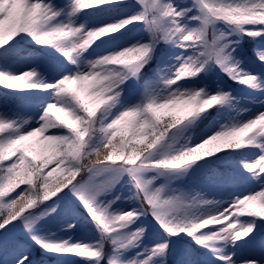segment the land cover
<instances>
[{
	"label": "snow or ice",
	"instance_id": "1",
	"mask_svg": "<svg viewBox=\"0 0 264 264\" xmlns=\"http://www.w3.org/2000/svg\"><path fill=\"white\" fill-rule=\"evenodd\" d=\"M0 90V264H264V0H0Z\"/></svg>",
	"mask_w": 264,
	"mask_h": 264
},
{
	"label": "trees",
	"instance_id": "2",
	"mask_svg": "<svg viewBox=\"0 0 264 264\" xmlns=\"http://www.w3.org/2000/svg\"><path fill=\"white\" fill-rule=\"evenodd\" d=\"M25 44H27V42H25ZM29 47H30V45H29ZM252 47H253V44L251 41L245 42V51L250 50ZM149 72H150V70H149ZM146 73H148V72H146ZM2 91L3 90H0V92H2ZM7 100L10 103L18 104V106H21V107L25 106V107L29 108V107H31L30 104H32L34 102L35 98L26 97V96H22V97L7 96ZM46 203H48V202H46ZM37 211H39V209H37ZM52 258H55V257L50 255V254L44 253L43 250H40L39 248L35 249V254H34L35 264H44V263L45 264H51L53 262Z\"/></svg>",
	"mask_w": 264,
	"mask_h": 264
},
{
	"label": "rangeland",
	"instance_id": "3",
	"mask_svg": "<svg viewBox=\"0 0 264 264\" xmlns=\"http://www.w3.org/2000/svg\"><path fill=\"white\" fill-rule=\"evenodd\" d=\"M210 38H211V34H209V39ZM224 83H225V85H228L229 84V82L226 79H225ZM232 87L236 88L237 86L236 85H232ZM239 90L240 89L237 88V91L238 92H239ZM21 108H23L25 114H28V115H30L32 113V111H34V109L32 107L27 108V107L24 106V107H21ZM185 183L187 184L188 181H185ZM198 187H200V188L203 189V191L207 194L208 198L215 197V198L219 199L223 195L222 193H220L218 191H214L213 188L211 187V185L208 184V183L201 184ZM17 191H19V189ZM50 202H48V203H50ZM14 235H15V238H17V239H21V240H24L25 239V237L23 236V232L21 230H18ZM147 242L150 243L151 241H147ZM34 254H35V252H34ZM133 254L134 253H130V256L133 255ZM3 258H4V254H3L2 251H0V262H2ZM73 259H79V258H73ZM171 259H174V257H170V260ZM52 261L53 262L51 264H57V258L56 257L55 258H52Z\"/></svg>",
	"mask_w": 264,
	"mask_h": 264
}]
</instances>
